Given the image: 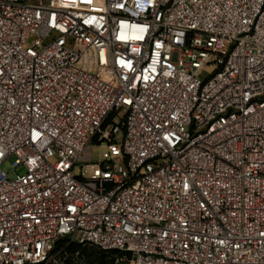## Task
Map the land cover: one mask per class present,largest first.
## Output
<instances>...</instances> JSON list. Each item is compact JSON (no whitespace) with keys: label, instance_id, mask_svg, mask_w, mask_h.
<instances>
[{"label":"built area","instance_id":"obj_1","mask_svg":"<svg viewBox=\"0 0 264 264\" xmlns=\"http://www.w3.org/2000/svg\"><path fill=\"white\" fill-rule=\"evenodd\" d=\"M74 245L264 264V0H0V264Z\"/></svg>","mask_w":264,"mask_h":264},{"label":"rangeland","instance_id":"obj_2","mask_svg":"<svg viewBox=\"0 0 264 264\" xmlns=\"http://www.w3.org/2000/svg\"><path fill=\"white\" fill-rule=\"evenodd\" d=\"M46 1H49V0H46ZM108 151L109 150H108L105 143H102L101 145L93 144L91 147L90 162L93 164H97L99 162H102L104 160L103 153L108 152ZM1 167L4 171L9 172L11 175H12V172H14V171H16L18 173H21L23 171V168L21 166L17 167L13 171L12 167L8 161L4 162ZM74 172L77 176L81 175L83 178H90V177H93L96 175L97 169L95 166H83V168L80 170L79 166H77V167H75ZM99 255H100L99 253H96V250L90 251V259L96 258V259H92L96 263H97V257ZM105 259H106V261H108L109 257L108 258L106 257Z\"/></svg>","mask_w":264,"mask_h":264},{"label":"trees","instance_id":"obj_3","mask_svg":"<svg viewBox=\"0 0 264 264\" xmlns=\"http://www.w3.org/2000/svg\"><path fill=\"white\" fill-rule=\"evenodd\" d=\"M72 249L78 250L80 255L82 256V258L86 262H90L93 264H111L113 262V260L115 259V257L117 256V252H115V251H103V250H101L95 246H92V245H74V246H72ZM91 250H96V253L100 254L97 257V263L94 262V260H92V259H96V258L90 259V251ZM106 257L107 258L109 257L108 261H106V259H105Z\"/></svg>","mask_w":264,"mask_h":264}]
</instances>
